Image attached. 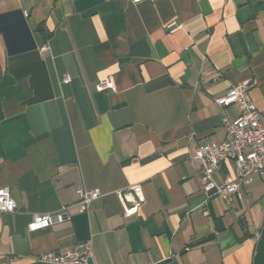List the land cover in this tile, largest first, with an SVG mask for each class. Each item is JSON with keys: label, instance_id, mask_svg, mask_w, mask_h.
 Segmentation results:
<instances>
[{"label": "crops", "instance_id": "1", "mask_svg": "<svg viewBox=\"0 0 264 264\" xmlns=\"http://www.w3.org/2000/svg\"><path fill=\"white\" fill-rule=\"evenodd\" d=\"M245 81L263 113L264 0H0V188L17 204L0 264L88 241L89 264H264V184L208 197L194 158L227 139L238 108L215 100ZM233 175L224 161L212 177ZM135 185L125 218L115 192ZM78 189L101 193L84 213Z\"/></svg>", "mask_w": 264, "mask_h": 264}, {"label": "built area", "instance_id": "2", "mask_svg": "<svg viewBox=\"0 0 264 264\" xmlns=\"http://www.w3.org/2000/svg\"><path fill=\"white\" fill-rule=\"evenodd\" d=\"M137 4L143 0H130ZM49 50L47 44L39 48L40 53ZM63 82H68L65 76ZM250 83L245 81L231 87L228 92L215 100L220 107L235 105L239 115L234 121L223 120L227 139L221 143L206 144L194 151V158L202 162L203 174L200 177L202 191L208 196H216L229 204L239 198V187L248 184L251 177H258L264 184V112L257 111L255 105L249 99L248 90ZM96 91L105 89L114 90L112 77L100 79L95 86ZM231 161L234 167V175L225 177L220 183L216 182L212 174L218 169L220 163ZM78 196V212L84 213L90 204L101 197L99 189L76 191ZM123 216L130 218L137 213L139 205L143 201L141 187L131 186L128 191H116ZM264 212V197L262 199ZM17 208L15 200L8 187L0 188V213H13ZM64 215L33 216L28 225L30 232L46 228L54 223H59ZM93 257L91 242L76 245L74 248L62 253L46 252L38 257L44 264H89Z\"/></svg>", "mask_w": 264, "mask_h": 264}]
</instances>
